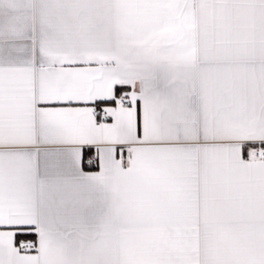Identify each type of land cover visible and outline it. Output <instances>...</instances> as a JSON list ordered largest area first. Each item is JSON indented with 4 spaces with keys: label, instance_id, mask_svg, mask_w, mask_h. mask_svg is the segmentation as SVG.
Wrapping results in <instances>:
<instances>
[{
    "label": "snow or ice",
    "instance_id": "obj_1",
    "mask_svg": "<svg viewBox=\"0 0 264 264\" xmlns=\"http://www.w3.org/2000/svg\"><path fill=\"white\" fill-rule=\"evenodd\" d=\"M0 264H264V0H0Z\"/></svg>",
    "mask_w": 264,
    "mask_h": 264
}]
</instances>
